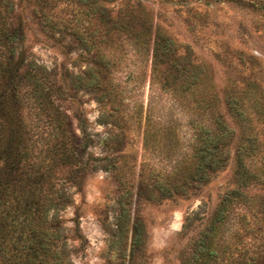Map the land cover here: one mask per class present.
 I'll use <instances>...</instances> for the list:
<instances>
[{"label":"trees","instance_id":"trees-1","mask_svg":"<svg viewBox=\"0 0 264 264\" xmlns=\"http://www.w3.org/2000/svg\"><path fill=\"white\" fill-rule=\"evenodd\" d=\"M114 1L0 0V264H72L70 253L81 246L82 237L76 222L66 226L61 212L85 174L117 168L110 154L96 157L88 151L94 139L80 111H71L75 131L63 110L64 103L78 101L79 92L93 93L100 105L109 107L98 121L117 129L100 143L113 149L126 136L125 117L112 106L117 99L106 53L120 49L121 37L145 46L148 26L146 19L137 20L141 29L133 30L134 14L114 9ZM232 1L264 14V0ZM61 4L77 10L64 18ZM25 9L63 52L79 49L86 55L88 64L81 73L63 66L46 68L33 59L24 46ZM90 19L98 25L90 27ZM67 37L70 43L64 41ZM149 62V85L169 95L186 117L187 150L169 172L143 171L142 164L134 186L114 171L119 194L112 225L104 226L109 235L104 264H129L143 257L146 230L130 214L133 195L157 203L198 189L225 165L230 146L233 186L221 195L203 227L188 237L178 264H264V198L254 208L247 192L250 187L264 190V91L249 74L240 84L229 83L220 107L202 63L187 49L177 52L172 39L157 30ZM161 117H146L148 146L157 136H175L172 113L157 126ZM166 151L174 152L172 147Z\"/></svg>","mask_w":264,"mask_h":264},{"label":"rangeland","instance_id":"rangeland-1","mask_svg":"<svg viewBox=\"0 0 264 264\" xmlns=\"http://www.w3.org/2000/svg\"><path fill=\"white\" fill-rule=\"evenodd\" d=\"M112 6L130 10L136 21L146 19L148 31L145 46H138L132 38L121 37L120 49L106 53L111 62L110 88L119 101L112 106L125 117L126 136L116 147L106 149L99 141L117 132L111 124L98 121L99 115L109 109L108 104L100 105L90 92H79L78 101L63 104L75 131L71 111L77 108L84 116L87 130L94 139L88 148L90 154L96 157L110 154L115 157L117 167L113 171L98 168L85 174L80 190H72V202L61 212L66 226L71 227L76 222L82 237L81 246L70 253L72 264L105 263L109 235L104 226L112 225L119 194L114 171L116 174L119 171L123 179L134 186L142 164L143 171L150 167L154 171L169 172L187 150L190 132L185 125L186 117L169 95L158 91L154 84L149 85L154 30L168 35L177 52L187 49L194 61L202 63L213 82L220 107L222 92L229 83H239L249 74L264 91V14L261 12L232 0H115ZM59 10L66 18L77 8L61 4ZM22 17L25 19L24 46L37 63L46 68L63 66L72 73H81L86 68L88 62L83 52L79 49L63 52L37 28L26 9ZM80 25L85 26L86 22ZM94 25L98 23L90 19V27ZM132 29L140 31L138 21ZM64 41L70 43L71 39L67 37ZM239 58L245 61L243 65ZM168 113H172L174 119L175 136L167 139L157 136L148 146L144 135L148 128L146 117H164ZM163 117L157 126L166 123ZM168 147L174 152L166 151ZM232 148L230 146L225 165L211 173L198 189L157 203L131 197L130 214L143 221L146 242L143 257L129 264H178L179 252L185 248L188 237L203 227L221 195L233 186ZM247 192L253 198L254 208L260 207L264 190L250 187ZM187 221L190 224L184 227ZM71 244L78 246V242Z\"/></svg>","mask_w":264,"mask_h":264}]
</instances>
